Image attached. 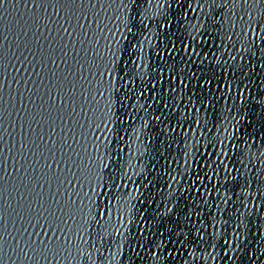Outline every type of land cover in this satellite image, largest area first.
I'll return each mask as SVG.
<instances>
[{
	"label": "water",
	"instance_id": "95a60500",
	"mask_svg": "<svg viewBox=\"0 0 264 264\" xmlns=\"http://www.w3.org/2000/svg\"><path fill=\"white\" fill-rule=\"evenodd\" d=\"M0 264H264V0L0 3Z\"/></svg>",
	"mask_w": 264,
	"mask_h": 264
},
{
	"label": "snow or ice",
	"instance_id": "6c2138e0",
	"mask_svg": "<svg viewBox=\"0 0 264 264\" xmlns=\"http://www.w3.org/2000/svg\"><path fill=\"white\" fill-rule=\"evenodd\" d=\"M6 0H0V3H4ZM66 31V30H65ZM53 219L49 220L47 216L44 215L43 212L39 213L36 217L37 223L31 224L29 222V227L32 228H39L42 231L40 232H33L31 235H35L37 237L44 236L45 239H51V240H57L58 237L55 235L56 232L62 231V229L57 224V221L60 219L59 217H56L54 213H51ZM43 220V223H40V221Z\"/></svg>",
	"mask_w": 264,
	"mask_h": 264
}]
</instances>
